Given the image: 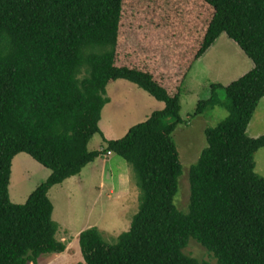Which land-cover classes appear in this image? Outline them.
Segmentation results:
<instances>
[{
  "label": "trees",
  "instance_id": "1",
  "mask_svg": "<svg viewBox=\"0 0 264 264\" xmlns=\"http://www.w3.org/2000/svg\"><path fill=\"white\" fill-rule=\"evenodd\" d=\"M200 1L211 14L199 41L188 32L185 43L162 38L180 49L175 67L186 70L223 34L254 66L225 87L213 85L211 97L199 102L195 116L209 106L229 115L205 131L208 146L191 167L184 213L175 205L183 166L173 139L183 123V74L173 90L143 61L117 64L123 0H0V264H37L66 251L56 238L50 191L109 153L132 165L142 198L118 243L109 244L95 228L79 235L84 264H201L184 253L191 238L218 264H264V178L255 172L264 136L247 135L264 98V0ZM119 80L137 85L165 109L90 151L102 132L106 88ZM221 89L226 100L217 94ZM23 153L52 173L18 205L9 186L13 160Z\"/></svg>",
  "mask_w": 264,
  "mask_h": 264
},
{
  "label": "rangeland",
  "instance_id": "2",
  "mask_svg": "<svg viewBox=\"0 0 264 264\" xmlns=\"http://www.w3.org/2000/svg\"><path fill=\"white\" fill-rule=\"evenodd\" d=\"M123 9L117 64L140 66L139 62L143 61L146 71L173 90L180 84L183 74L180 98L183 123L173 133L183 166L175 205L188 213L190 170L208 146L205 131L216 127L229 115L221 106H209L195 116L199 102L211 97L213 85H229L249 72L254 64L234 41L223 34L204 56L186 64V70L178 63L180 71L175 67V58H181V55L175 57L180 49L167 46L168 41L162 38L173 36L185 43L183 36L188 32L193 41H199L211 14L200 0H123ZM192 48L194 51L195 47ZM217 94L221 100H226L225 90L221 89ZM105 97L109 102L102 111V132L89 143L90 151L106 146L104 139L123 138L132 127L165 109L163 102L125 80L111 82ZM247 135L251 138L264 136V98ZM255 163V172L264 178V148L255 154ZM51 173L25 153L16 156L9 186L11 202L26 203ZM141 193L132 165L115 153L100 157L85 167L80 175L55 186L49 194L54 205L53 221L58 228L56 238L66 246V251L43 256L37 264H84L79 235L91 228L98 229L109 244L118 243L119 236L129 231L139 211ZM184 253L201 264H218L192 238Z\"/></svg>",
  "mask_w": 264,
  "mask_h": 264
},
{
  "label": "crops",
  "instance_id": "3",
  "mask_svg": "<svg viewBox=\"0 0 264 264\" xmlns=\"http://www.w3.org/2000/svg\"><path fill=\"white\" fill-rule=\"evenodd\" d=\"M101 123V122H100ZM106 156V155H105Z\"/></svg>",
  "mask_w": 264,
  "mask_h": 264
}]
</instances>
